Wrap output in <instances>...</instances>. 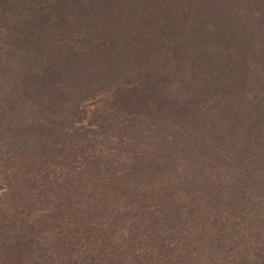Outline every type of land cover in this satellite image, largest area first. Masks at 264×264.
Returning a JSON list of instances; mask_svg holds the SVG:
<instances>
[{
  "label": "rangeland",
  "instance_id": "1",
  "mask_svg": "<svg viewBox=\"0 0 264 264\" xmlns=\"http://www.w3.org/2000/svg\"><path fill=\"white\" fill-rule=\"evenodd\" d=\"M0 264H264V0H0Z\"/></svg>",
  "mask_w": 264,
  "mask_h": 264
}]
</instances>
